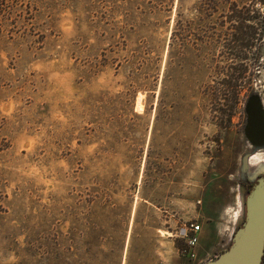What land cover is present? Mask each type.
<instances>
[{
	"label": "rangeland",
	"instance_id": "374dc122",
	"mask_svg": "<svg viewBox=\"0 0 264 264\" xmlns=\"http://www.w3.org/2000/svg\"><path fill=\"white\" fill-rule=\"evenodd\" d=\"M8 6L0 264H204L224 252L246 182L264 174L252 164L260 154L264 168V0Z\"/></svg>",
	"mask_w": 264,
	"mask_h": 264
},
{
	"label": "water",
	"instance_id": "95a60500",
	"mask_svg": "<svg viewBox=\"0 0 264 264\" xmlns=\"http://www.w3.org/2000/svg\"><path fill=\"white\" fill-rule=\"evenodd\" d=\"M241 200L242 223L233 230L229 247L204 264H261L264 256V174H257ZM243 217V220H242Z\"/></svg>",
	"mask_w": 264,
	"mask_h": 264
},
{
	"label": "built area",
	"instance_id": "2783aa9c",
	"mask_svg": "<svg viewBox=\"0 0 264 264\" xmlns=\"http://www.w3.org/2000/svg\"><path fill=\"white\" fill-rule=\"evenodd\" d=\"M201 232V226L198 224H190L186 232L184 233L185 247L183 253L190 259H196L195 249L199 244V235Z\"/></svg>",
	"mask_w": 264,
	"mask_h": 264
},
{
	"label": "trees",
	"instance_id": "16d2710c",
	"mask_svg": "<svg viewBox=\"0 0 264 264\" xmlns=\"http://www.w3.org/2000/svg\"><path fill=\"white\" fill-rule=\"evenodd\" d=\"M11 0H0V19L7 15L10 11L8 2ZM184 248V247H183Z\"/></svg>",
	"mask_w": 264,
	"mask_h": 264
},
{
	"label": "bare ground",
	"instance_id": "6f19581e",
	"mask_svg": "<svg viewBox=\"0 0 264 264\" xmlns=\"http://www.w3.org/2000/svg\"><path fill=\"white\" fill-rule=\"evenodd\" d=\"M252 164L254 167H256V169L264 171V168L262 167V156L260 154L255 155Z\"/></svg>",
	"mask_w": 264,
	"mask_h": 264
},
{
	"label": "flooded vegetation",
	"instance_id": "af4514ba",
	"mask_svg": "<svg viewBox=\"0 0 264 264\" xmlns=\"http://www.w3.org/2000/svg\"><path fill=\"white\" fill-rule=\"evenodd\" d=\"M252 184H253V181H252V182H249V181H248V182H246L245 186H246V187H247V189H248V188H250V187H251V185H252Z\"/></svg>",
	"mask_w": 264,
	"mask_h": 264
}]
</instances>
